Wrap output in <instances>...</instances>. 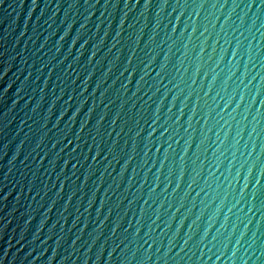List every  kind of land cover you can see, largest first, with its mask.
Segmentation results:
<instances>
[{"label":"water","instance_id":"water-1","mask_svg":"<svg viewBox=\"0 0 264 264\" xmlns=\"http://www.w3.org/2000/svg\"><path fill=\"white\" fill-rule=\"evenodd\" d=\"M0 264H264V0H0Z\"/></svg>","mask_w":264,"mask_h":264}]
</instances>
